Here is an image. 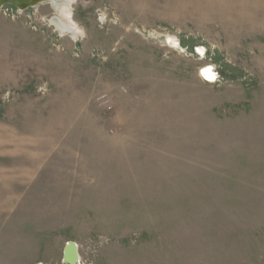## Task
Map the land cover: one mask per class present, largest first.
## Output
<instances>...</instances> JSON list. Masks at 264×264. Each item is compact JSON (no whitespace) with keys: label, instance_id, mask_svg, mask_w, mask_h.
<instances>
[{"label":"rangeland","instance_id":"rangeland-1","mask_svg":"<svg viewBox=\"0 0 264 264\" xmlns=\"http://www.w3.org/2000/svg\"><path fill=\"white\" fill-rule=\"evenodd\" d=\"M57 2L0 9V264H264V0Z\"/></svg>","mask_w":264,"mask_h":264},{"label":"water","instance_id":"water-1","mask_svg":"<svg viewBox=\"0 0 264 264\" xmlns=\"http://www.w3.org/2000/svg\"><path fill=\"white\" fill-rule=\"evenodd\" d=\"M57 1L58 0H55V2L58 4ZM53 2L54 0H0V9L5 6H11L14 7L18 12H24L27 9H33L36 6L42 4H50L54 7L55 5L53 4ZM178 48L181 50L179 45ZM194 53H196L199 56H202L205 53V51H203L202 48H196L194 49ZM207 69H211V72L213 73V78H214L212 80L213 82H215V80L220 79L218 73L211 66L205 67L199 71V75L203 79L207 80V77L204 74ZM78 262H79V255H78L77 246L72 242H68L63 250L62 264H77Z\"/></svg>","mask_w":264,"mask_h":264},{"label":"bare ground","instance_id":"bare-ground-1","mask_svg":"<svg viewBox=\"0 0 264 264\" xmlns=\"http://www.w3.org/2000/svg\"><path fill=\"white\" fill-rule=\"evenodd\" d=\"M55 3V0L53 2V4ZM43 5V4H42ZM39 6V5H38ZM36 6V7H38ZM35 7V8H36ZM3 8V7H2ZM1 8V9H2ZM28 10V9H27ZM50 24H52V26L60 33V34H65L66 32L67 33H70L71 32V28L69 25H67L64 21L61 20V18L59 17H53L51 20H50ZM168 43L169 44H173V40H168ZM205 76L207 77V80H205L206 82H209V83H212L213 81V73L211 72V69H207L205 71Z\"/></svg>","mask_w":264,"mask_h":264},{"label":"flooded vegetation","instance_id":"flooded-vegetation-1","mask_svg":"<svg viewBox=\"0 0 264 264\" xmlns=\"http://www.w3.org/2000/svg\"><path fill=\"white\" fill-rule=\"evenodd\" d=\"M34 9V8H33ZM62 20V19H61ZM65 22V21H64Z\"/></svg>","mask_w":264,"mask_h":264}]
</instances>
